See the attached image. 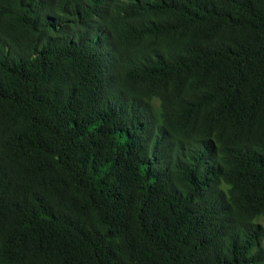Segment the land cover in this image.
I'll list each match as a JSON object with an SVG mask.
<instances>
[{
    "label": "trees",
    "instance_id": "16d2710c",
    "mask_svg": "<svg viewBox=\"0 0 264 264\" xmlns=\"http://www.w3.org/2000/svg\"><path fill=\"white\" fill-rule=\"evenodd\" d=\"M0 264H264V0H0Z\"/></svg>",
    "mask_w": 264,
    "mask_h": 264
}]
</instances>
